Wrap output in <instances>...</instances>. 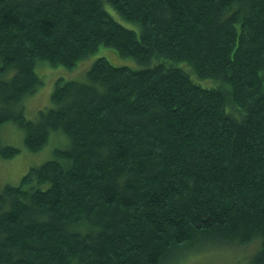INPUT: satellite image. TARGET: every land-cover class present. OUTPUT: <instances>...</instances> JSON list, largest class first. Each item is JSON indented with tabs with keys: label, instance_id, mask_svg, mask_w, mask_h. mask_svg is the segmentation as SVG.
<instances>
[{
	"label": "trees",
	"instance_id": "trees-1",
	"mask_svg": "<svg viewBox=\"0 0 264 264\" xmlns=\"http://www.w3.org/2000/svg\"><path fill=\"white\" fill-rule=\"evenodd\" d=\"M101 46L123 63L89 66ZM9 123L54 146L0 191V264H179L206 239L264 264V0H0Z\"/></svg>",
	"mask_w": 264,
	"mask_h": 264
},
{
	"label": "rangeland",
	"instance_id": "rangeland-1",
	"mask_svg": "<svg viewBox=\"0 0 264 264\" xmlns=\"http://www.w3.org/2000/svg\"><path fill=\"white\" fill-rule=\"evenodd\" d=\"M99 56H105L114 65H120L123 63V58H121V56L114 49L101 46L99 48V51H97L88 58L89 66ZM45 67L53 69V67L49 65H45ZM71 70L73 69H67L64 67H59V68L55 67V72L57 74H61L60 76L67 77L69 79H75V77L65 74L67 73V71H71ZM79 70L81 71V68ZM42 71L45 73L46 86L37 94L36 98L27 99L30 100L25 105L26 110L36 109L39 106L44 105L46 94L50 89L47 97V102H48L50 94L54 88V84H53L54 72L46 68H43ZM68 73L72 75H76L74 72H68ZM40 74L43 75L41 72ZM27 114H28L27 116H30L28 112ZM8 128H10L12 131L9 130L5 132ZM0 137L4 144H9L12 146L15 145L22 149V152L17 157L11 160H4V159L0 160V191L6 184H13V185L18 184L21 181L23 175L28 171L30 167L41 165L42 163L45 162L47 158L50 157V154L52 157V148L54 146V143L51 149H49L48 146L44 148L42 151L37 153L28 152L23 146L22 133L17 129V126L12 123L4 124L0 128ZM211 246H213V241L209 239H206L201 242H197L190 248L183 250L182 253H178L173 258V260L175 259L178 260L179 264H246L245 261L242 260V258L246 256L249 248L248 249L246 248L218 249V248H211Z\"/></svg>",
	"mask_w": 264,
	"mask_h": 264
}]
</instances>
